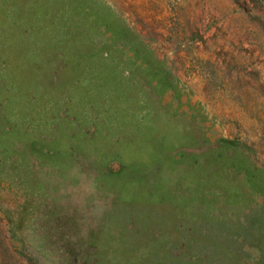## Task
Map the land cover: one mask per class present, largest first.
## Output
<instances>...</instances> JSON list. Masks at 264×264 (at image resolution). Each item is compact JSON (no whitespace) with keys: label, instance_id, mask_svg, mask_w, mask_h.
<instances>
[{"label":"rangeland","instance_id":"rangeland-1","mask_svg":"<svg viewBox=\"0 0 264 264\" xmlns=\"http://www.w3.org/2000/svg\"><path fill=\"white\" fill-rule=\"evenodd\" d=\"M0 264H264V0H0Z\"/></svg>","mask_w":264,"mask_h":264}]
</instances>
